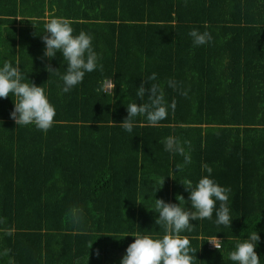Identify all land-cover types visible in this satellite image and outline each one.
Listing matches in <instances>:
<instances>
[{
    "label": "trees",
    "instance_id": "obj_1",
    "mask_svg": "<svg viewBox=\"0 0 264 264\" xmlns=\"http://www.w3.org/2000/svg\"><path fill=\"white\" fill-rule=\"evenodd\" d=\"M51 18L90 35L103 66L66 93L68 61L44 56ZM194 29L212 41L195 45ZM5 61H19L22 82L43 87L56 115L46 133L18 126L16 97L0 98V264H122L136 235L166 234L156 199L191 209L182 183L205 176L231 189L233 220L217 225L214 211L180 233L193 264H238L229 254L252 231L264 264V0H0ZM143 82L163 89L168 116L158 126L137 116L127 132V105L148 102ZM169 136L191 163L165 150Z\"/></svg>",
    "mask_w": 264,
    "mask_h": 264
},
{
    "label": "clouds",
    "instance_id": "obj_2",
    "mask_svg": "<svg viewBox=\"0 0 264 264\" xmlns=\"http://www.w3.org/2000/svg\"><path fill=\"white\" fill-rule=\"evenodd\" d=\"M45 29L48 34L42 37L46 45L44 56L51 60L57 52H62L64 59L68 61L67 73L62 77L63 92L66 93L81 83L85 73L93 72L98 67L103 69V66L97 63L98 56L92 48V37L84 32L74 36L69 20L51 18L46 22ZM189 35L197 46L205 45L213 39L207 31L200 33L194 29ZM47 70L50 73L56 71L50 65L47 66ZM148 79L155 80L156 74L153 73ZM22 81L19 61L15 67L10 61H5L0 68V98H7L10 95L16 97L11 118L18 126L34 124L46 133L54 123L56 110L48 100L43 87ZM169 85L175 87L173 81H169ZM112 87L111 84H105L101 90L107 93ZM146 93L148 102L127 105L128 116L120 123L127 132H132L134 118L137 116L146 117L149 126H158L168 116L169 105L165 101L163 89L158 84L146 88L143 82L137 95L143 100ZM182 94L187 95L186 92ZM170 107L174 112L175 100ZM164 143L166 151L179 153L184 156L185 164L191 163V156L185 153L184 147L176 137L169 136ZM180 167L177 166V169L180 170ZM202 168L209 174L213 171L207 163L203 164ZM182 184L190 191L191 209L182 208L180 203L172 204L166 203L163 199H156L155 212L159 213L156 224L161 226L166 234L155 239L148 235H136L135 241L126 250L122 264H193L191 253H195L196 249L191 247L187 236L180 235L184 230L192 231V220L211 219L215 211L216 224L231 227L233 219L228 206L230 188L220 186L209 176L200 179L194 188L191 180H186ZM177 198L179 201L184 200L183 196ZM220 241L215 238L209 242L219 250ZM259 241V234L256 231L250 232L249 239L237 242L229 258L238 264H260V257L255 250Z\"/></svg>",
    "mask_w": 264,
    "mask_h": 264
},
{
    "label": "built area",
    "instance_id": "obj_3",
    "mask_svg": "<svg viewBox=\"0 0 264 264\" xmlns=\"http://www.w3.org/2000/svg\"><path fill=\"white\" fill-rule=\"evenodd\" d=\"M105 84H111L112 86H114L113 85V83H112V81H108V82H106ZM113 88V87H112ZM112 91V89H110L108 92H111Z\"/></svg>",
    "mask_w": 264,
    "mask_h": 264
},
{
    "label": "bare ground",
    "instance_id": "obj_4",
    "mask_svg": "<svg viewBox=\"0 0 264 264\" xmlns=\"http://www.w3.org/2000/svg\"><path fill=\"white\" fill-rule=\"evenodd\" d=\"M211 248H213V249H217L212 243H211Z\"/></svg>",
    "mask_w": 264,
    "mask_h": 264
}]
</instances>
